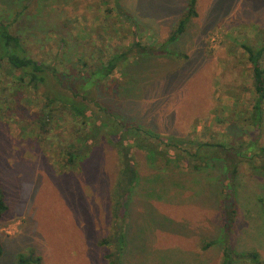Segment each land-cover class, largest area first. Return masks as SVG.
Wrapping results in <instances>:
<instances>
[{"label": "rangeland", "instance_id": "obj_1", "mask_svg": "<svg viewBox=\"0 0 264 264\" xmlns=\"http://www.w3.org/2000/svg\"><path fill=\"white\" fill-rule=\"evenodd\" d=\"M189 2L0 0V20L27 40L32 57L61 72L81 54L92 53L99 62L95 48L109 54L140 43L148 52L131 57L97 86L95 96L121 114L128 128L185 142L192 153L215 145L209 162L197 159L186 168L181 163V172L164 170L161 161L152 166L144 151H134L140 177L124 220L123 264H222L226 245L237 253L258 251L257 264H264V177L243 170L233 180L227 169L232 157L239 158L230 147L250 142L253 134L244 121L255 93L243 45L264 46V0H196L197 16L186 19L184 33L167 43ZM8 81L0 78V87ZM29 98V107L17 98L24 113L0 123V182L9 206L0 222V264H17L31 250L41 264H110L115 245L100 242L117 231V150L102 140L70 170L61 150L75 134L72 118L53 124L41 138L27 124L20 138L19 121H30L24 114L34 115L40 104L35 93ZM221 190L225 195L219 198ZM232 209L236 224L229 232L223 220Z\"/></svg>", "mask_w": 264, "mask_h": 264}, {"label": "trees", "instance_id": "obj_2", "mask_svg": "<svg viewBox=\"0 0 264 264\" xmlns=\"http://www.w3.org/2000/svg\"><path fill=\"white\" fill-rule=\"evenodd\" d=\"M186 15L167 43L175 42L184 33L186 19L197 16L196 0H190ZM243 48L252 66L255 93L252 110L244 121L252 127L253 134L250 142L241 143L239 147H230L239 157L237 161L232 157L227 165L229 176L233 180L243 170L245 173L264 177V147L260 145L264 129V46L257 48L244 44ZM95 50L101 56L99 62L91 60L92 53L81 54L80 57H76V61L72 60L66 72H61L56 65L32 57L27 40L12 32L11 26L0 20V78H9L8 87H0V123H4V119L12 120L14 113L18 115L24 113L25 110L19 111L21 103L17 98L22 97L24 106L29 107L31 106L29 96L35 93L36 100L40 103L37 113L32 116L24 114L30 121L24 119L19 121L20 138H24L28 129L27 124L37 127L38 138H41L42 133L48 134L52 131L53 124H59L65 117H69L72 118L76 130L67 148L61 150L68 157L65 167L70 170L79 168L98 148L102 140H107L117 150L121 165L120 176L113 192L117 231L114 240L105 239L100 242V245L105 247L113 243L115 251L107 258L111 259L110 264H123V254L128 244L127 235L123 229L124 220L129 214L132 194L140 177L134 151H144L152 166H156L161 161L164 164V170L172 169L181 172V163L187 162L186 168L197 159L209 162L210 152H213L210 147L213 148L215 145H201L197 152L192 153L186 148L185 142L170 138L162 140L152 131L126 127L122 120L123 116L113 113L111 108L99 101L94 91L117 69L126 65L131 57L142 55L147 48L136 43L125 52L115 51L106 54L100 48ZM57 61L65 62L63 58ZM84 75L87 80L81 83L79 77ZM8 91L11 94L8 95ZM3 94L5 97L2 96ZM23 95L28 97L24 98ZM219 147L223 146H217ZM193 168L198 170L199 166L194 165ZM218 195L219 198L221 195L223 197L225 191L217 192V197ZM221 204L223 205V202ZM8 211L5 191L0 182V222ZM236 212L235 209L226 210L225 216L223 215L225 218L223 228H227L229 232L236 224ZM209 247L210 244H205L203 249L207 250ZM233 249V246L226 245L222 264H234L242 260L259 263L258 251L237 253ZM2 253L0 247V259ZM17 264H41V259L31 250L28 256L20 255Z\"/></svg>", "mask_w": 264, "mask_h": 264}]
</instances>
